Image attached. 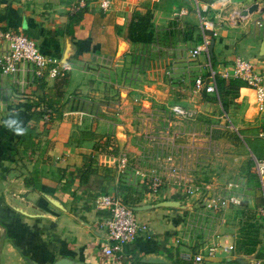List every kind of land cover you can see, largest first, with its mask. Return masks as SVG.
Returning a JSON list of instances; mask_svg holds the SVG:
<instances>
[{
	"label": "crops",
	"instance_id": "crops-1",
	"mask_svg": "<svg viewBox=\"0 0 264 264\" xmlns=\"http://www.w3.org/2000/svg\"><path fill=\"white\" fill-rule=\"evenodd\" d=\"M138 1L110 0L103 9L99 0H83L82 4L79 0H0V48L5 31L22 32L32 37L43 53L67 66V82L58 100L52 87L56 77L46 68L36 74L26 62L14 73H0V264H29L27 258L50 264L60 256L82 264H185L184 256L209 243L220 246L201 264H229L225 263L228 257L235 255L233 250L229 253L222 248L233 244L231 233L222 224L208 232H192L195 203L184 200L181 186L169 177L165 159L177 153L183 156L186 149L182 145L187 147L199 136L185 128L181 120L186 118L173 115L168 107L177 104L193 110L195 115L187 119H197L200 124L225 116L243 139L264 138V111L256 109L253 89L241 86L224 110L219 101L210 98L213 94L193 89L192 76L197 72L205 75L207 66L201 56L196 60L187 57L197 38L201 41L203 34L210 33L212 47L217 45V55L223 57L216 58L212 67L217 73L228 67L234 56H245L264 69V25L252 23L260 10L237 14L252 2L264 7V0H197L194 15L198 22L181 7L185 12L178 18L182 16L194 28L190 38H180L174 47L166 45L163 66L161 62L154 64L155 59H144L148 56L144 49L165 44L155 40L131 43L112 28L124 26ZM204 5L207 7L200 13L212 14L205 16L213 21L214 34L200 27L197 9ZM157 12L152 22L159 18ZM120 41L124 45L117 54ZM178 43L189 48L178 50ZM35 100L45 109L34 123L35 134L25 145L17 143L12 149L11 143L19 135L7 129L3 121L15 113L24 127ZM147 106L150 118L145 116ZM120 154L127 159L122 171L118 170ZM240 166L238 162L241 178H229L235 180L240 203L219 208L221 215L208 214L209 218L224 221L225 209L232 206L237 221L252 220L250 215L245 218V212L251 211L252 194L246 207L242 195L255 187L253 182L258 177L254 173L250 183ZM82 171L86 175L80 180ZM150 171L161 177L160 194H151L142 183V174ZM214 182L211 191L224 187L225 181L221 185ZM259 183L264 205V179ZM124 184L136 191L137 202L131 206L164 199L178 200L179 205L134 210L140 226L136 235L108 257L101 252L102 245L110 242L101 224L106 211L94 208L93 199L109 191L126 195ZM203 202L209 203L206 199ZM150 257L161 260H144ZM249 258L252 264H264L261 258Z\"/></svg>",
	"mask_w": 264,
	"mask_h": 264
},
{
	"label": "built area",
	"instance_id": "built-area-1",
	"mask_svg": "<svg viewBox=\"0 0 264 264\" xmlns=\"http://www.w3.org/2000/svg\"><path fill=\"white\" fill-rule=\"evenodd\" d=\"M194 1L197 6V0ZM79 2L82 4L83 0H79ZM109 3L110 0H99V5L103 9L107 8ZM206 7L204 5L202 9H197L199 24L203 31L209 30L214 34L213 21L200 13ZM184 12L185 9L180 8L172 14L174 17H178L179 14ZM252 23L256 27L264 25V8L253 18ZM2 38L3 45L0 48V73L2 74L14 73L20 63L26 62L33 67L32 69L36 74H41L43 69L46 68L47 73L52 77L61 75L67 69V66L60 64L57 58L43 53L36 44V41L22 32L5 31ZM208 43L209 38L203 34L200 47L193 46L187 51V57L192 60H196L203 54L206 57V61L204 62L207 66V72L205 75L197 72L192 76L193 89L216 95L215 75L239 77L245 82L246 86L253 89L256 109L260 112L264 111V69L257 68L248 58L234 56L231 59L230 65L222 68L217 73L210 64ZM166 72L169 75L172 74L171 69H168ZM168 109L173 115L181 118H190L195 115L193 110L177 104L170 105ZM252 161L253 169L262 183L264 179V159L253 157ZM165 163L169 177L174 183L181 186V189L178 190L183 195H191V193L199 190L200 186L191 183L189 178L185 176L182 166L175 162L171 155L166 156ZM118 164L119 171L125 169L127 159L124 154H120ZM141 177L142 183L151 194L162 193L163 187L160 176L153 175L152 171H150L143 173ZM235 186V180L228 179L225 181L223 188L215 192L210 191L209 194L203 197V201L206 199L209 202L208 204H211L214 208H222L228 204H239L241 199L234 190ZM93 206L96 209L106 211L101 224L105 226L106 237L110 242L102 245L101 252L103 255L110 257L115 252L120 251L124 243L130 242L134 238L140 226L131 206L124 203L120 196L113 191L97 194L93 199ZM261 215L264 219V205L261 209ZM219 246V243L200 245L196 252L183 257L186 260L185 264H201L205 258L213 256ZM222 248L225 251H231L234 245L230 243ZM261 259L264 260V253Z\"/></svg>",
	"mask_w": 264,
	"mask_h": 264
},
{
	"label": "rangeland",
	"instance_id": "rangeland-1",
	"mask_svg": "<svg viewBox=\"0 0 264 264\" xmlns=\"http://www.w3.org/2000/svg\"><path fill=\"white\" fill-rule=\"evenodd\" d=\"M199 1H205V0H199ZM142 4H147L148 6L153 7V13H152V19L155 11H159L160 13H156L155 15L156 20L155 22H152L154 24V37L155 41H158L159 43H163L162 47H156L153 49L145 48L144 51L147 52L148 56L144 59L148 61H154V64L158 65V62H161L160 64H164L165 62V55L167 51V47L172 46L174 47V43L176 41L180 42V36L181 34L186 31L188 25L185 23L186 19L181 17H174L172 14L173 12L178 11L181 7L186 8L188 10L187 14L191 13L193 15L195 22L197 20V17L194 11L195 2L194 0H139L137 5L140 6ZM170 13V14H169ZM159 14V16H158ZM186 14V15H187ZM207 15L208 17H211L212 14L210 12H204V15ZM170 15V16H167ZM163 19V20H161ZM157 21V22H156ZM158 21H161L159 24ZM197 24V23H196ZM172 25V32L166 33L163 32L161 27ZM114 29V32L121 36L122 33V27H119V31L115 30V25L112 26ZM208 37L211 36L210 33H205ZM195 41L194 45L200 47V39ZM168 43V44H167ZM169 43L171 45H169ZM169 45V46H166ZM184 45V46H180ZM178 50H181L182 47H186L188 49L189 47L185 46V44L178 43ZM177 46V47H178ZM147 47V45H145ZM171 48V47H170ZM123 48L119 49L117 51V54H119L122 51ZM239 54L241 51H237ZM152 56H149V55ZM218 46L213 45L211 49V55H210V61L212 64V67L215 65L216 58H223L218 57ZM244 54H241V56ZM203 61H206L205 55H200ZM159 57V58H158ZM245 57V56H243ZM147 61V62H148ZM150 64V63H149ZM144 110L147 114V118H150L152 115L149 114L150 109L148 108ZM163 112V111H162ZM161 117V115H159ZM168 118V117H165ZM215 118V117H214ZM197 119H187L186 121L181 120L182 123L185 124V128L192 131L193 136H199L198 140L189 142H182V143H189L187 144V147L183 144L182 148H185V152L182 154L183 156H180L177 153V156L173 154V159L175 162L181 163L183 166V171L185 173V176L189 178L192 184L200 186L199 190L195 191L194 193H191V195H186L184 197V200H188L192 203H195V208L192 210V218H193V225L191 226L192 232H208L209 228L211 227H217V224H222V228L225 231H228L231 233L230 236V242L235 245V250L233 248V253L235 255H240L244 257H250L251 254H244V253H238L237 251V240L241 239L243 236V230L245 231L248 229L250 231V226L248 223L253 224V229L257 227V237H258V245L264 249V219L261 215V209L263 207V193L261 191L259 180L256 178V181H254V169H253V155H255L258 158L264 159V138L261 137H249V136H243L240 135V133H236L235 128L230 124V121L223 116V118H220V121H215L214 119L208 120L205 123H197ZM32 135L31 137H33ZM179 147V146H178ZM250 150V151H249ZM252 152V154L250 153ZM173 153V152H172ZM240 162V167L243 171H245V174L247 175L249 182H253V186L251 190L248 191L246 189L245 192H243V204L246 207L245 203L249 202L250 193L252 194V206L251 211H246L248 213L245 218L250 215L252 220H244L241 225V220H236L235 218V212L236 209H233L232 206L226 208V216L227 218L222 220H216L215 217L209 218L208 214L213 215H221L219 208H214L211 206V204H205L203 202V197L206 195L207 191H211L212 184L211 182L216 181L221 185L222 182L226 181L229 178H241L240 172H237V164ZM240 169V170H241ZM247 169V172H246ZM237 173L239 175H237ZM245 174L243 177L245 178ZM243 179V178H242ZM247 182V180H246ZM215 183V182H214ZM210 184V186H209ZM216 184V185H219ZM219 185V186H220ZM208 186V188H207ZM236 191V189H234ZM135 191H131L128 194L129 198H135ZM247 199V200H246ZM201 202V204H200ZM203 206V207H202ZM197 210V211H196ZM135 213V212H134ZM254 214V215H252ZM212 215V216H213ZM136 217V216H135ZM233 221H232V220ZM240 226V227H239ZM252 228V227H251ZM236 238V239H235ZM231 253V251H228ZM252 258V257H251ZM225 263L232 264V260H228Z\"/></svg>",
	"mask_w": 264,
	"mask_h": 264
},
{
	"label": "trees",
	"instance_id": "trees-1",
	"mask_svg": "<svg viewBox=\"0 0 264 264\" xmlns=\"http://www.w3.org/2000/svg\"><path fill=\"white\" fill-rule=\"evenodd\" d=\"M152 13H153V7L148 6L147 4H142L140 6L133 7L126 16L124 26L122 27V37L126 41L131 43H149L155 40L154 37L155 29L151 21ZM161 28L163 32L171 33L173 26L169 25L165 28L164 27ZM193 28L194 26L188 25L186 31H184L181 34L180 38L182 40L190 38ZM115 30L116 31L120 30L117 25H115ZM39 78H40L39 76L36 77V79ZM66 82H67L66 72H63L61 75L57 76L56 79L54 80L52 87L55 92L57 100L61 95L62 86L65 85ZM214 82L216 87V95H212L210 96V98L219 101L221 107L224 110H226L229 107V105L232 103V100L238 95V89L241 86L245 85V82L239 77H233V76L223 77L218 74L214 76ZM44 112H45L44 107L43 108L40 107L39 102L35 100L31 107L27 122L23 127L24 129H26V131L23 135H19V137L11 143L12 149H16L17 143L23 145L26 144L25 142L28 143V139L32 136V134H35L34 123L41 117V115ZM85 171H82L79 174L80 180L84 179L86 175ZM122 188L125 190V192H127V194L126 195L119 194L121 200L130 206L135 204L137 202V199L136 198L132 199L128 197V194L131 191H135V190H133L127 184H124ZM242 223L243 222H241L240 226H242ZM248 224L250 226L249 228L250 231H248V229L246 231L245 229L243 230L242 238L237 240L238 243L237 251L238 253L251 254L253 257L261 258L264 253V249H262V247L257 244L259 241L256 234L257 227L253 229V224L251 223ZM234 250H235V245H234Z\"/></svg>",
	"mask_w": 264,
	"mask_h": 264
},
{
	"label": "water",
	"instance_id": "water-1",
	"mask_svg": "<svg viewBox=\"0 0 264 264\" xmlns=\"http://www.w3.org/2000/svg\"><path fill=\"white\" fill-rule=\"evenodd\" d=\"M263 8L264 7H258L257 3L252 2V3L248 4L247 6L241 8L240 10H238L237 14L240 15V16H245V15H247L249 13H252L253 11H255L257 9L261 11V10H263ZM212 43H213V39H210L209 43H208V46H207L210 55H211ZM123 45H124V41H120V43L118 44V47H117V51L119 49L123 48ZM67 49H68V46L65 47V50L62 53V57H61V61L62 62L65 61V57L67 56ZM151 205L175 206V205H179V202H178V200H175V199H164V200H160L158 202H155L153 204L134 205V206H131V208L133 210H138V209H143L145 207H150ZM228 259L232 260V261H235L237 264H252V262H253V260H251L249 257L247 258V257L240 256V255L230 256V257H228ZM144 260H147V261H159L161 259H158L157 257H150V258H145ZM27 262L29 264H39L37 261L32 260L30 258H27ZM50 264H82V262L74 261V260L70 259L67 256H60L58 258L53 259Z\"/></svg>",
	"mask_w": 264,
	"mask_h": 264
},
{
	"label": "clouds",
	"instance_id": "clouds-1",
	"mask_svg": "<svg viewBox=\"0 0 264 264\" xmlns=\"http://www.w3.org/2000/svg\"><path fill=\"white\" fill-rule=\"evenodd\" d=\"M4 126L16 135H23L26 131L22 127V121L17 118V114L13 113L8 119L3 121Z\"/></svg>",
	"mask_w": 264,
	"mask_h": 264
}]
</instances>
